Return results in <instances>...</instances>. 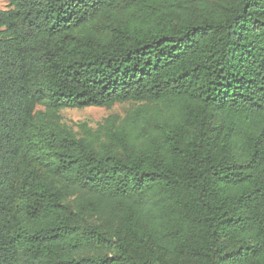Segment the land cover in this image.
Instances as JSON below:
<instances>
[{"label": "trees", "instance_id": "1", "mask_svg": "<svg viewBox=\"0 0 264 264\" xmlns=\"http://www.w3.org/2000/svg\"><path fill=\"white\" fill-rule=\"evenodd\" d=\"M6 1L0 264H264V0Z\"/></svg>", "mask_w": 264, "mask_h": 264}, {"label": "rangeland", "instance_id": "2", "mask_svg": "<svg viewBox=\"0 0 264 264\" xmlns=\"http://www.w3.org/2000/svg\"><path fill=\"white\" fill-rule=\"evenodd\" d=\"M8 2L6 0H0V9H6ZM136 104L117 103L112 107H97L89 106L85 108H67L60 111L63 121L70 125L74 130L79 131L78 125L81 123H87L92 128H97L99 123H102L105 118L111 115H119L123 117L127 110L134 107ZM38 108H42L38 106Z\"/></svg>", "mask_w": 264, "mask_h": 264}]
</instances>
